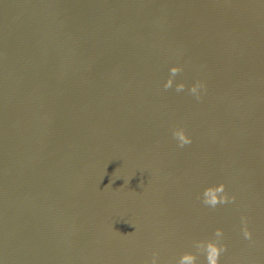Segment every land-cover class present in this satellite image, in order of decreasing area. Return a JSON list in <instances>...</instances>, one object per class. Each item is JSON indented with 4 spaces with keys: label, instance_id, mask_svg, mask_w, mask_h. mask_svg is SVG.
Listing matches in <instances>:
<instances>
[{
    "label": "water",
    "instance_id": "95a60500",
    "mask_svg": "<svg viewBox=\"0 0 264 264\" xmlns=\"http://www.w3.org/2000/svg\"><path fill=\"white\" fill-rule=\"evenodd\" d=\"M218 228L264 264V0H0V264H178Z\"/></svg>",
    "mask_w": 264,
    "mask_h": 264
},
{
    "label": "clouds",
    "instance_id": "9594fccd",
    "mask_svg": "<svg viewBox=\"0 0 264 264\" xmlns=\"http://www.w3.org/2000/svg\"><path fill=\"white\" fill-rule=\"evenodd\" d=\"M184 71L183 67L175 66L170 69V76L164 85V90L168 91L175 85V90L177 93L188 91L189 95H193L197 100H202L201 91H207L206 83L197 80L190 88L186 83H175V78ZM173 138L178 141V146L183 148L192 143V139L187 134L185 128H176L173 130ZM227 186L223 183L218 186H210L204 190L202 193L201 201L205 206H209L215 209L218 205L235 203L236 197L229 196L226 191ZM242 233L245 239L252 240V232L248 228V218L242 217ZM214 238L206 240L194 241L195 252L184 253L178 264H198L201 255L204 256V264H220L221 255L227 251V245L222 243L224 237L223 229H216ZM157 254H154L151 264H157L156 260Z\"/></svg>",
    "mask_w": 264,
    "mask_h": 264
}]
</instances>
